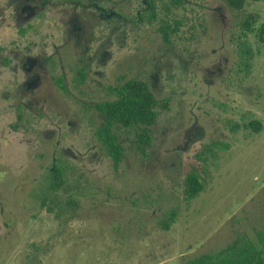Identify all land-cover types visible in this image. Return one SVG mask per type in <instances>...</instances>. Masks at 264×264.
<instances>
[{"label":"rangeland","instance_id":"374dc122","mask_svg":"<svg viewBox=\"0 0 264 264\" xmlns=\"http://www.w3.org/2000/svg\"><path fill=\"white\" fill-rule=\"evenodd\" d=\"M142 1L0 0V264H183L264 228V1ZM133 78L168 107L115 162L96 105ZM54 164L69 215L42 203Z\"/></svg>","mask_w":264,"mask_h":264},{"label":"trees","instance_id":"16d2710c","mask_svg":"<svg viewBox=\"0 0 264 264\" xmlns=\"http://www.w3.org/2000/svg\"><path fill=\"white\" fill-rule=\"evenodd\" d=\"M157 0H143L150 11L151 18L157 20ZM168 1L163 6V12L174 13L197 0H158ZM225 4L236 13L245 8L247 2H262L264 0H223ZM169 15V14H167ZM250 18H253L250 17ZM244 18L242 25L249 30L250 25L254 26L256 21ZM175 19V18H173ZM152 20V19H151ZM175 28H172L167 18L161 20L159 29L165 41L170 42L172 34L178 33L179 21H173ZM258 37L264 44V24L258 27ZM114 99L96 105L98 112L102 113L105 124L99 135L105 143V147L115 162L121 158L122 148L117 144L118 138L125 132L134 135L135 144L139 149H145L151 145L153 128L159 122V108H167L166 102L160 103L153 94L148 82L142 79H130L112 90ZM21 117V116H20ZM255 126L254 123L251 124ZM254 128V127H253ZM258 128V127H257ZM256 128V129H257ZM255 129V128H254ZM255 129V130H256ZM65 168L62 165L54 164L47 175V192H53V198L43 197V206H48L51 213L58 215H69L76 210L77 203L68 198L65 199L60 192L65 188ZM187 196L193 198L203 191V185L198 173L188 175L186 181ZM168 228V225H166ZM183 264H264V228L256 230L253 237L238 235L231 244L218 251L204 253L199 256L186 258Z\"/></svg>","mask_w":264,"mask_h":264}]
</instances>
